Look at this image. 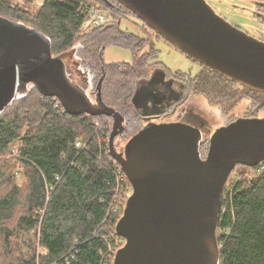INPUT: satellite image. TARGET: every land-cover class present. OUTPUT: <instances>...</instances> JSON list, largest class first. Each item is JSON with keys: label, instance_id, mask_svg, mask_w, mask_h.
<instances>
[{"label": "trees", "instance_id": "1", "mask_svg": "<svg viewBox=\"0 0 264 264\" xmlns=\"http://www.w3.org/2000/svg\"><path fill=\"white\" fill-rule=\"evenodd\" d=\"M34 1L25 0L27 5ZM95 4L107 11V18L83 32L81 26L90 16L85 9ZM258 7H263L260 1L255 13ZM131 15L136 17L116 0H43L36 13L0 0V18L43 33L53 55L78 45L80 75L67 58L73 81L85 83L91 97L100 96L104 103L135 115L130 98L135 87L145 83L147 69L157 63L151 37L163 38L140 20H130ZM254 16L264 24V15ZM124 22L140 28L123 27ZM108 46L130 50L133 61L107 63ZM199 67L196 75H189L192 92L204 94L226 113L247 100L238 117H259L264 111V92ZM113 97L120 106L111 102ZM131 125L133 120L126 134ZM111 131L110 115L71 114L58 98L34 84L0 111V264H104L112 249L124 245L116 225L132 186L124 173L123 180L118 179L122 167L110 153ZM128 138H122V149ZM209 140L203 136L201 154L208 151ZM252 168L237 164L223 189L216 233L220 264H264V172L235 180L233 191L227 186L235 175ZM226 227L230 231L223 234Z\"/></svg>", "mask_w": 264, "mask_h": 264}, {"label": "water", "instance_id": "2", "mask_svg": "<svg viewBox=\"0 0 264 264\" xmlns=\"http://www.w3.org/2000/svg\"><path fill=\"white\" fill-rule=\"evenodd\" d=\"M116 1L200 65L264 92V40L227 21L207 0ZM30 84L71 114L114 117L110 153L132 192L116 225L125 244L113 264H220L222 192L237 164L264 160V118L238 117L217 129L205 158L202 133L180 122L147 124L116 149L121 113L107 105L92 109L89 93L71 80L43 33L0 18V111Z\"/></svg>", "mask_w": 264, "mask_h": 264}, {"label": "rangeland", "instance_id": "3", "mask_svg": "<svg viewBox=\"0 0 264 264\" xmlns=\"http://www.w3.org/2000/svg\"><path fill=\"white\" fill-rule=\"evenodd\" d=\"M22 1L24 6L21 7H25L32 13H36L38 8L43 4V0H35L28 5L26 4L25 0ZM207 1L221 16H223L227 21L237 26L242 31L257 38H264V24L258 22V20L254 16L255 5L259 0ZM19 4L23 5L21 3ZM19 4L15 5L20 6ZM129 19L134 22L140 20L133 15H131ZM140 22L142 21L140 20ZM123 27H129L130 29H133L135 31L140 28L138 25L136 26L133 23L129 24L127 22L123 23ZM151 42L154 43L155 48L158 50V58L156 60L157 63L147 69L145 83L155 81L157 84L163 86L167 90V92L174 90L176 94L180 96L179 102L173 104L169 110V119L191 125L195 129H198L203 136H210L217 129L227 125L229 123L228 121H230L231 118L239 116L240 110H242V108L248 103L247 100H243L235 110L226 113L220 106L211 103L204 94H197L192 92L185 82L177 78L180 77L186 81L189 79V75H196L200 68L199 64L187 58V56L183 52L172 46L170 43L162 39H158L155 35H152ZM77 47L78 45H75L67 53L62 54L61 58L64 60L65 65H67V68L68 61L66 58H69V62L77 66L80 75L82 73V70L79 67V59L76 54ZM104 54L105 61L107 63H131L133 61L130 50L118 46H108L105 49ZM70 78L71 80L73 79L72 77ZM81 85L85 86V83ZM111 102L120 106V101L114 99V97L111 98ZM259 118H264V111L259 114ZM134 124L135 125L130 126L131 131H129L128 134H132L137 131L134 129L139 127V123L137 124V122H134ZM125 130L126 129H124L123 131ZM122 137H115L114 142L116 147L117 140H121ZM16 148L17 146L15 147V149ZM206 155L207 151H204L202 157L205 158ZM242 172L244 174L238 173L237 175H235L233 181L228 183L227 186L229 190V187L234 185L233 182L235 180L240 179L242 176L250 178L251 170H244ZM15 174L18 177L19 184H23L24 181L18 170ZM115 242L122 243V240H116ZM114 249H112V254L107 257L104 264H111V262L113 263L116 253L120 248Z\"/></svg>", "mask_w": 264, "mask_h": 264}, {"label": "flooded vegetation", "instance_id": "4", "mask_svg": "<svg viewBox=\"0 0 264 264\" xmlns=\"http://www.w3.org/2000/svg\"><path fill=\"white\" fill-rule=\"evenodd\" d=\"M259 1H260V4L263 5V7L261 8L258 7L259 11L254 13V15H257V14L264 15V0H259ZM260 39L264 40V38H260ZM53 56L56 58H59L60 60L64 62V60L61 58V55L60 56L53 55ZM78 59L80 62L79 57ZM177 78L181 79L188 86V80L185 81L183 78H180V77H177ZM89 98L92 102L91 104L93 105V106L91 105L92 109H98L101 107V105H107V106H111L115 108L117 111L121 113L123 117V121H122L121 126L119 127L120 132L116 136V137L119 136V138L122 136H123L122 138H124V136L131 138L135 134V133L126 134L125 133L126 130L125 131L123 130L127 128L128 122H130L131 120L135 122L134 119L136 118H138L137 124L139 122L138 130L147 124H161V123L177 122L173 119H169V116H170L169 110L173 104H175L176 102H179L180 96L177 95L174 90L167 92V90L163 86L157 84L155 81H150L148 83H141L135 87V90L133 91V94L130 98V104L132 105V108L134 109L135 115H132V114L130 115L129 113H127V111L121 110L117 106L104 103V100L100 96L96 97L95 95L94 97H91L89 95ZM70 109L77 110L78 108H70ZM86 114L92 115L90 113H86ZM110 116L112 119V128H113L114 117L113 115H110ZM180 123H183V122H180ZM129 138L127 140H129ZM123 140L124 139L117 140L116 149H120V143H122Z\"/></svg>", "mask_w": 264, "mask_h": 264}, {"label": "built area", "instance_id": "5", "mask_svg": "<svg viewBox=\"0 0 264 264\" xmlns=\"http://www.w3.org/2000/svg\"><path fill=\"white\" fill-rule=\"evenodd\" d=\"M11 2H13L14 4H19V3L23 4L22 0H11ZM20 6H24V4L20 5ZM85 11L88 12L90 16L87 20H85L83 22V24L81 26L82 31H87L91 27H95V26L99 25L100 23H102L106 20V17H107L106 10L103 9L100 4H95L93 6H89L85 9ZM80 143L78 142L77 145L79 146ZM263 172H264V160L261 161L258 165H256L254 168L251 169L250 178L259 177ZM121 173H123V170L117 169V174L119 175V177H118L119 180H123V176L121 175ZM233 186L229 187L230 191H233V189H234ZM131 192L132 191H130L127 195L129 196L131 194ZM229 231H230V228L226 227V228H224V230H222V233L226 234V233H229ZM39 252L41 254L46 253V251L43 248H41L40 246H39Z\"/></svg>", "mask_w": 264, "mask_h": 264}, {"label": "bare ground", "instance_id": "6", "mask_svg": "<svg viewBox=\"0 0 264 264\" xmlns=\"http://www.w3.org/2000/svg\"><path fill=\"white\" fill-rule=\"evenodd\" d=\"M139 128V127H138Z\"/></svg>", "mask_w": 264, "mask_h": 264}]
</instances>
